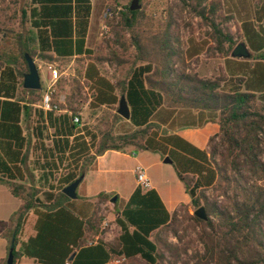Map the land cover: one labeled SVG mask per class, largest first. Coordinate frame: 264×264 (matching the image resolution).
<instances>
[{"label":"trees","instance_id":"1","mask_svg":"<svg viewBox=\"0 0 264 264\" xmlns=\"http://www.w3.org/2000/svg\"><path fill=\"white\" fill-rule=\"evenodd\" d=\"M225 1L230 15H241L245 0ZM126 12L130 17L138 14L129 8ZM91 14V0H22L25 35L2 37L0 185L22 205L9 220L0 221V236L7 239L9 248L14 239V257L19 232L30 211L46 210V214L36 211L35 227L40 234L43 229L38 228L53 221L50 209L69 200L62 190L89 171L97 156L108 150L124 153L131 146L135 152L150 151L169 157L193 211L205 207L206 221L190 216L200 228L198 239L203 247V253L193 257V264H264V71L253 68L243 76V68L238 66V74L228 80H202L185 70L177 72L174 64L182 62V52L168 23L147 42L135 40L141 54L140 65L131 70L122 87L130 112L126 123L132 131L100 136L82 122L71 106L58 104L54 99L45 110L39 91L23 88L24 74L17 68L19 60L26 64L25 54L46 61L92 54L86 46ZM126 14H122V23L130 26ZM198 15L203 18V10ZM214 30L219 44L231 40ZM242 30L246 43L256 49L259 44L252 24L243 22ZM187 52L192 58L200 50L188 48ZM85 76L95 85L93 98L98 107L116 102L114 90L119 85L89 70ZM258 78L263 85L259 94L248 91L255 87ZM26 94L35 95L36 100L26 99ZM163 106L218 115L219 132L209 139L204 161L192 155L181 160L184 155L168 142L170 137L158 136L160 127L156 122L160 120L156 114ZM26 180L31 183L27 190L22 184ZM207 189L212 190V199L205 195ZM97 197L103 200L107 195L100 193ZM114 220L120 228L114 242L107 245L98 240L79 246L71 264H107L112 255L129 262L138 257L146 264H157L163 258V250L177 259V246H169L158 237L151 240L154 233L177 223L176 211L168 213L156 190L143 191L137 186L124 207L115 209Z\"/></svg>","mask_w":264,"mask_h":264},{"label":"rangeland","instance_id":"2","mask_svg":"<svg viewBox=\"0 0 264 264\" xmlns=\"http://www.w3.org/2000/svg\"><path fill=\"white\" fill-rule=\"evenodd\" d=\"M131 1L91 0L92 14L87 47L91 49L92 54L79 59L50 61L42 60L38 56L33 57L40 76V97L43 98L49 92L51 100L55 99L58 104L75 108L82 122L93 128L100 136L106 133L109 135L128 133L133 129L129 123H126V120L117 115L116 110L119 98L123 95L122 87L129 73L135 66L140 65L141 54L135 45L136 39L145 43L147 38L159 34L170 23V32L178 39V48L182 52L183 59L182 62L175 61L174 68L177 72L185 70L186 74L196 75L202 80L225 79L223 59L229 57L236 44L242 42V35L232 19L233 16L227 11L225 0H137L140 6V9L136 10L138 14L130 17L126 14V8H129ZM21 10L22 0H0V44L5 35H25L26 27L23 24ZM202 10L203 18L198 15V12ZM107 11L108 15L105 16ZM122 14H126L130 19V26L122 23ZM214 28L222 36L228 35L231 40L219 44V36ZM188 48L197 49L200 52L189 58ZM89 66H93L91 70L93 74L96 72L107 82L119 85L114 90L116 102L113 105L98 107L93 98L95 85L85 76ZM17 68L23 74L27 73V66L22 60L18 61ZM53 70H56L60 77L51 91L48 90V86ZM20 91L21 87H19ZM25 98L36 100L35 95L26 94ZM160 132L159 129L158 133ZM107 144L111 145V142L108 141ZM123 152L129 157L118 155V159L125 169L135 167V159H143L142 163L137 164L144 168L148 163L150 164V159L140 152H135L134 147H126ZM133 152H135L134 155H130ZM145 171L153 178L152 183L153 181L161 183L175 194L180 195V189L175 185V181L160 167L145 168ZM124 174L128 181H133L135 178L134 173L130 171H125ZM22 184L26 190L31 186L28 180ZM205 195L212 199V190L207 189ZM38 197L41 198V195ZM111 198L108 199L105 210L108 211L106 216L109 224L112 225L115 224V209L122 207V201L117 200L114 204L110 202ZM67 208L71 213H75L73 205L72 208L70 206ZM176 213L177 223L171 228L167 227L154 233L151 239L155 241L158 237L169 246H177L178 257L175 259L163 250V258L157 264H184L186 262L193 264L195 262L193 257L203 253V247L198 239L200 228L190 218L194 213L193 207L191 205L184 208L179 207ZM96 219L99 225L101 218L97 216ZM32 220L33 218L31 222ZM112 230L115 240L117 228L114 227ZM122 264L145 263L141 260H134Z\"/></svg>","mask_w":264,"mask_h":264},{"label":"crops","instance_id":"3","mask_svg":"<svg viewBox=\"0 0 264 264\" xmlns=\"http://www.w3.org/2000/svg\"><path fill=\"white\" fill-rule=\"evenodd\" d=\"M232 19L237 24L236 27H238V31L242 35V42L248 48L251 56L249 59L225 57L223 59V75L226 80L237 75L239 71L238 66L239 68H243V76H245L246 70L253 68L263 72L264 0H245L241 15H235ZM243 22H250L252 24V30L257 36L255 37L256 44H259L256 49H251L248 43H246L242 30ZM88 35L89 30L86 40H88ZM258 57L263 59H259ZM92 67L89 66L88 70L91 71ZM259 79L256 80L255 87L250 88L248 91L259 94L258 90L260 86L263 87ZM245 81H247V77ZM156 115L158 117L157 120L161 122H156L161 130L158 136L164 135L165 137H170V141L168 142L178 148L179 152L184 155L180 157L181 160L188 155H192L201 161L205 160L204 155L208 156V141L219 132L218 115L214 116L213 113L210 114L207 111L174 106H163L157 111ZM174 137L177 139H173ZM140 154H144L147 159H150V164L148 163L149 165L147 164L145 168L160 167L162 171L171 176L177 188L180 189V195L175 194L161 183H157L156 181L152 183L153 178L151 175L146 174L150 189L156 190L168 213L172 214L177 211L181 205H189L190 198L185 192L184 184L178 179L173 165L164 164L159 153L140 151ZM118 155L129 157L127 154L110 150L96 157L94 165L84 174L82 183L79 184L76 190L77 197L75 199L63 200L60 206L50 209L49 214L53 221L49 225H41L38 228L40 230L43 229L42 233L40 232L39 234V231L35 227L38 217L36 213L44 212L46 214V210L39 208L36 210L37 212L32 210L28 213L25 224L18 235L13 264H71L79 246L89 245V242L95 244L98 240H102L100 224L97 225L98 222L96 221L90 224L93 219L98 221L96 218L99 216L100 207L107 205L108 199L116 196L117 200L122 201L121 208H123L137 187L135 178L133 181H128L124 174L125 171L133 173L134 167L131 166L130 169H125L118 159ZM142 160L135 159V166L139 165L137 163H142ZM100 193L107 195V198L99 200L97 196ZM21 205V200L14 197L6 187L0 185V221L6 222L9 220L19 210ZM72 205L75 213H71L67 208L68 206L72 208ZM112 226L117 228V238L120 234V228L116 223L112 224ZM39 237L40 240L38 239ZM103 242L111 245L114 242V238L111 241L103 240ZM8 250L9 244L7 239L0 236V264H3L6 260ZM135 260L141 259L137 257ZM141 261L144 263L143 260ZM123 262L127 263L129 261L122 256L112 255L107 264H122Z\"/></svg>","mask_w":264,"mask_h":264},{"label":"water","instance_id":"4","mask_svg":"<svg viewBox=\"0 0 264 264\" xmlns=\"http://www.w3.org/2000/svg\"><path fill=\"white\" fill-rule=\"evenodd\" d=\"M139 9L140 6L137 4V0H132L129 6V10L136 11ZM250 56H251L250 52L243 42H239L238 44H236V46L233 48L230 54V57L233 59H249ZM24 59L26 62L28 72L23 76V82H22L23 88L26 90H34V91L41 90L40 76L34 60L28 54L24 55ZM116 113L126 121H128L130 118L129 107L127 105L124 95H122L119 98L118 108L116 110ZM163 163L171 165L172 161L169 157L166 156L163 159ZM83 178L84 175L78 177L73 183L66 186L62 190V193L69 199H75L77 197L76 190L79 184L81 183V181L83 180ZM116 200L117 197L114 196L111 202L114 203ZM193 215L201 221L207 220V214L203 206L195 210ZM13 251H14V239H12L10 242V248L8 250V254L6 258V264H13L14 262Z\"/></svg>","mask_w":264,"mask_h":264},{"label":"built area","instance_id":"5","mask_svg":"<svg viewBox=\"0 0 264 264\" xmlns=\"http://www.w3.org/2000/svg\"><path fill=\"white\" fill-rule=\"evenodd\" d=\"M108 15V11L105 13V16ZM110 15V12H109ZM59 74L57 73L56 70L52 71V75L50 78V84L48 86V90H51L52 87L54 86V84L58 81L59 79ZM52 91V90H51ZM50 93H46L43 98H42V107L47 110L50 108ZM77 118H75V121L77 122ZM130 155H134V153H131ZM133 173L135 175V181L137 183V186H139L143 191L149 190L150 189V184H149V180L146 176V172L145 170L137 165L134 167L133 169ZM106 205L101 206V212H99V217L100 219V230L102 232V241H108V240H112L114 237L112 236V229L114 228V226H112L111 224H109V220L107 219V212L105 210ZM93 242H89V245L92 244ZM68 264V263H67Z\"/></svg>","mask_w":264,"mask_h":264}]
</instances>
